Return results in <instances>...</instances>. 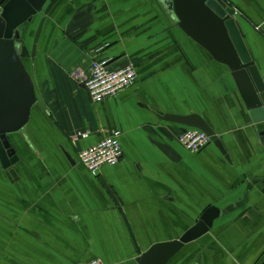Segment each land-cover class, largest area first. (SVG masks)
<instances>
[{"label": "crops", "instance_id": "crops-1", "mask_svg": "<svg viewBox=\"0 0 264 264\" xmlns=\"http://www.w3.org/2000/svg\"><path fill=\"white\" fill-rule=\"evenodd\" d=\"M167 1L50 0L27 25L26 66L39 101L10 137L18 162H0V264H140L212 207L220 216L210 232L168 264L264 263L257 94L248 76H235L181 30ZM223 1L264 83V0ZM97 60L133 65L134 84L92 103L77 75ZM193 116L225 154L214 143L199 153L177 143L190 128L171 118ZM116 130L122 160L89 173L79 152Z\"/></svg>", "mask_w": 264, "mask_h": 264}, {"label": "water", "instance_id": "water-1", "mask_svg": "<svg viewBox=\"0 0 264 264\" xmlns=\"http://www.w3.org/2000/svg\"><path fill=\"white\" fill-rule=\"evenodd\" d=\"M50 0H9L0 15V162L4 168L18 162L11 136L23 131L38 108L36 87L26 61L30 59L23 35L27 25L42 14ZM166 5L181 30L207 50L215 61L226 65L235 76H248L256 92L253 122L262 126L259 136L264 146V83L243 42L235 11L223 0H168ZM190 129L204 132L223 154L219 136L200 118H171ZM67 158L72 162L71 158ZM220 216L217 208L208 209L200 221L178 242L153 247L140 264H168L184 245L207 233Z\"/></svg>", "mask_w": 264, "mask_h": 264}, {"label": "built area", "instance_id": "built-area-1", "mask_svg": "<svg viewBox=\"0 0 264 264\" xmlns=\"http://www.w3.org/2000/svg\"><path fill=\"white\" fill-rule=\"evenodd\" d=\"M77 78L86 89L91 102L100 104L117 97L132 86L137 73L133 65L113 69L108 62L97 60L92 63L88 73L79 72ZM78 135L82 138L87 137L82 133ZM121 136V131H113L101 142L81 150L78 154L79 163L93 175L98 174L105 167L117 165L123 158ZM177 143L189 153H199L212 144L207 134L195 129H186L181 132ZM84 264L105 263L101 260H94Z\"/></svg>", "mask_w": 264, "mask_h": 264}, {"label": "trees", "instance_id": "trees-1", "mask_svg": "<svg viewBox=\"0 0 264 264\" xmlns=\"http://www.w3.org/2000/svg\"><path fill=\"white\" fill-rule=\"evenodd\" d=\"M9 0H6V2L5 3H7Z\"/></svg>", "mask_w": 264, "mask_h": 264}]
</instances>
